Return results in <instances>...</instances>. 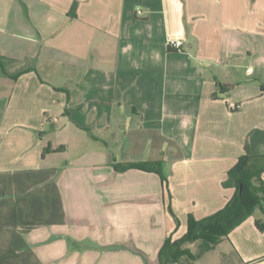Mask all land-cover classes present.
Wrapping results in <instances>:
<instances>
[{
  "label": "crops",
  "instance_id": "crops-1",
  "mask_svg": "<svg viewBox=\"0 0 264 264\" xmlns=\"http://www.w3.org/2000/svg\"><path fill=\"white\" fill-rule=\"evenodd\" d=\"M0 55V264H158L264 155V0H0ZM256 212L192 264H264Z\"/></svg>",
  "mask_w": 264,
  "mask_h": 264
},
{
  "label": "trees",
  "instance_id": "trees-1",
  "mask_svg": "<svg viewBox=\"0 0 264 264\" xmlns=\"http://www.w3.org/2000/svg\"><path fill=\"white\" fill-rule=\"evenodd\" d=\"M6 57L0 55L3 70ZM29 70V69H27ZM26 70V71H27ZM22 72L14 75L17 78ZM229 89V85H220ZM52 148H45L44 153ZM115 167L120 171L137 168L146 171H155L160 174L163 182L167 177L162 171L160 161L118 163ZM264 155H242L236 164L229 170L226 185L235 188V193L228 203L219 211L197 219L193 214L188 216V230L179 239L168 237L159 251L158 264H192L201 258L207 251L213 249L223 237L239 226L257 209L264 213ZM258 228L264 231V222L257 220ZM194 244V249L188 247Z\"/></svg>",
  "mask_w": 264,
  "mask_h": 264
},
{
  "label": "built area",
  "instance_id": "built-area-1",
  "mask_svg": "<svg viewBox=\"0 0 264 264\" xmlns=\"http://www.w3.org/2000/svg\"><path fill=\"white\" fill-rule=\"evenodd\" d=\"M183 45V41L181 39H170L168 41V46L172 47L174 49H180ZM232 109H237L238 105L237 104H231Z\"/></svg>",
  "mask_w": 264,
  "mask_h": 264
},
{
  "label": "rangeland",
  "instance_id": "rangeland-1",
  "mask_svg": "<svg viewBox=\"0 0 264 264\" xmlns=\"http://www.w3.org/2000/svg\"><path fill=\"white\" fill-rule=\"evenodd\" d=\"M257 214V216H260V210L259 209H257V212H256Z\"/></svg>",
  "mask_w": 264,
  "mask_h": 264
}]
</instances>
